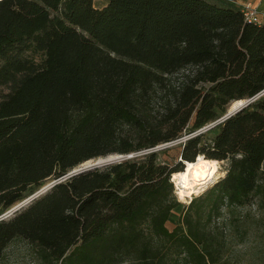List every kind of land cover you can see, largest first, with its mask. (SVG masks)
Listing matches in <instances>:
<instances>
[{"label": "trees", "instance_id": "trees-1", "mask_svg": "<svg viewBox=\"0 0 264 264\" xmlns=\"http://www.w3.org/2000/svg\"><path fill=\"white\" fill-rule=\"evenodd\" d=\"M1 86L0 215L56 183L0 219V256L21 239L42 264H236L250 244L264 264V219L236 214L264 208V94L223 118L264 90V25L208 0H0ZM198 155L225 174L169 230L170 176Z\"/></svg>", "mask_w": 264, "mask_h": 264}, {"label": "rangeland", "instance_id": "rangeland-1", "mask_svg": "<svg viewBox=\"0 0 264 264\" xmlns=\"http://www.w3.org/2000/svg\"><path fill=\"white\" fill-rule=\"evenodd\" d=\"M208 1L211 3H214L218 6H223V7H226V3H227V0H208ZM25 55L29 58H32L34 61L40 60L39 54H31L30 52H25ZM6 93H8V89L5 86H1L0 87V98L2 95L6 94ZM263 94H264V90L260 94H258L254 98H252L251 101L257 99L258 97H260ZM229 105H230V103L225 107V113H226V110L228 109ZM211 135L212 134L210 133L208 135V137H211ZM186 136H187V134H184L180 138H184ZM179 140L180 139H178L174 142H171L169 144H162V145H159L155 148V150L157 151V154H158L159 161L166 162L170 165H174L176 162H178L179 152L181 149L180 145L182 143ZM220 162H221L220 167L223 170V172L225 173L224 168L226 166V161H220ZM80 166L81 165H79L78 168H81ZM263 169H264V165H263ZM70 174H73V173L69 172L68 175H70ZM53 183H56V180L50 178V179H47L45 182H43L37 188H32V187L29 188V191L25 193V195L23 196V198L21 200L18 201V202H22L23 205L20 206L19 208L15 209V210L7 209L6 211L3 212V215H4L3 218H5V219L10 218L18 210L27 206L33 199H36L37 197L42 196L43 194L48 192ZM48 184H50V185H48ZM45 185L48 186V189L45 190L43 193V192H41L40 189ZM172 187H173V195L175 196V199L179 202V205L171 211L169 219L166 222V227L169 230H171L177 224L178 217H179L180 213L182 212L183 207L186 206V204H188L189 201L193 197H196L199 195L198 194L196 196H192V198L188 199L187 201H180L178 199L177 195L175 194V188H174L173 183H172ZM201 193H203V192H201ZM256 200L257 199L254 198L251 201V204L237 209L236 214L243 216V215L250 213L253 216H255L256 218H263L264 219V208H260V209L257 208V201ZM18 202H16V203H18ZM227 216L228 215L226 213V209L222 208V217L226 218ZM249 247H250V244L238 246L236 249L237 252H235V254H233V253L230 254V256H231L230 258H231L232 262L233 263L236 262V264H247L248 260L250 259V255H251L250 253L252 251L251 249H249ZM0 264H42V263L36 257L35 250L31 245H29L27 242H25L21 239H14L6 246L2 255L0 256Z\"/></svg>", "mask_w": 264, "mask_h": 264}, {"label": "bare ground", "instance_id": "bare-ground-1", "mask_svg": "<svg viewBox=\"0 0 264 264\" xmlns=\"http://www.w3.org/2000/svg\"><path fill=\"white\" fill-rule=\"evenodd\" d=\"M242 103L243 100L232 101L228 108H235ZM94 161V159L89 160L80 165L87 166ZM220 164V161L206 159L202 155H198L192 162L184 161L183 169L170 176V181L174 184L175 194L178 199L180 201H187L192 196L200 194L217 182L225 174ZM47 189L48 186L45 185L40 190L44 193ZM22 205V202H18L13 204L9 209L15 210Z\"/></svg>", "mask_w": 264, "mask_h": 264}, {"label": "water", "instance_id": "water-1", "mask_svg": "<svg viewBox=\"0 0 264 264\" xmlns=\"http://www.w3.org/2000/svg\"><path fill=\"white\" fill-rule=\"evenodd\" d=\"M251 99H245L243 100V103L240 104L239 106L235 107V108H228L226 110V113L223 115V118L229 117L230 115L234 114L236 111H238L239 109H241L242 107H245L248 103H250ZM137 155V153H130L128 155H109L106 156L104 158H98L96 159L93 163L87 165V166H80L81 168L76 167L75 169H72L70 171V173H78L80 171L86 170V169H90L93 167H100L104 164H108L114 161H119L122 159H126V158H131L133 156ZM54 184V183H53ZM52 184V185H53Z\"/></svg>", "mask_w": 264, "mask_h": 264}, {"label": "crops", "instance_id": "crops-1", "mask_svg": "<svg viewBox=\"0 0 264 264\" xmlns=\"http://www.w3.org/2000/svg\"><path fill=\"white\" fill-rule=\"evenodd\" d=\"M94 8L101 9L107 4V0H91ZM251 2L258 11V16L264 18V0H227L226 6H230L238 9V6L245 3Z\"/></svg>", "mask_w": 264, "mask_h": 264}, {"label": "built area", "instance_id": "built-area-1", "mask_svg": "<svg viewBox=\"0 0 264 264\" xmlns=\"http://www.w3.org/2000/svg\"><path fill=\"white\" fill-rule=\"evenodd\" d=\"M238 9L242 13L244 20L248 23H254L256 25H264V18L258 16L257 8L251 2H245L238 6ZM184 138H182L183 140ZM4 215H0L2 219Z\"/></svg>", "mask_w": 264, "mask_h": 264}]
</instances>
